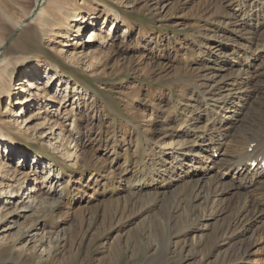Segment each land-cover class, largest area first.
I'll return each mask as SVG.
<instances>
[{
  "label": "rangeland",
  "instance_id": "obj_1",
  "mask_svg": "<svg viewBox=\"0 0 264 264\" xmlns=\"http://www.w3.org/2000/svg\"><path fill=\"white\" fill-rule=\"evenodd\" d=\"M115 14L118 20L113 24ZM87 19L94 20L96 27L78 29ZM250 30L256 41L245 40ZM92 33L94 41L87 42ZM100 37L104 45H100ZM207 43L220 48H210ZM248 47L259 51L261 58L255 63L254 80L249 77L253 81L250 89H243L247 91L237 106H227L212 116V120L220 119L215 129L222 133L230 129H225L226 122L233 126L231 132L239 130L238 119L251 101L264 106L261 94L249 95L252 87L264 85L263 80L257 81L264 72L259 66L264 59V0H0V126L5 124L3 132L7 135L0 145V158L12 165L7 178H0L4 197L0 202V264H108L100 258L109 256L108 246L116 234L128 237L137 231L146 241L150 220L155 219L159 205L135 203L140 198H132L116 212L110 207L117 226L105 231L109 226L104 210L109 200L121 195L113 188L117 186L116 171L113 167L110 174L107 167L116 160L121 174L132 180L135 174L137 185L143 186L144 180L149 184L147 166L152 159L155 164L159 160L152 142L164 146L170 133L166 124H179L181 112L188 117L181 118L186 123L184 129L189 131L191 124L203 126L210 115L208 109L213 107L211 101L206 107L200 97V91L213 84L206 78L216 75L215 80L227 74L229 61L237 59L240 64ZM205 52L211 53L210 60L215 55L227 60L223 69L207 60ZM56 72L48 91L50 96L56 93V98L48 100L42 90L29 91L25 84L26 94L36 96L23 107V116L14 118L15 110L22 107L18 98L26 95L17 90L19 84L29 77L40 83ZM252 72L250 69L249 76ZM242 76L244 81L249 79ZM231 91L235 93L233 88ZM260 126L255 134H262L264 123ZM255 141L258 151L264 149L261 140ZM177 144L171 147L179 149ZM112 145L116 148L110 152ZM222 151L220 147L218 155ZM107 174L108 180L100 186V176ZM228 180L231 182L232 176L222 178ZM86 185L97 190L91 200L82 195ZM33 188L38 191L32 194V210L16 215L30 200ZM65 189L71 190L70 195L58 197ZM141 193L140 197L145 195ZM55 200L60 202L56 206L52 204ZM226 205L233 211L235 204L230 198ZM227 217L217 213L202 220L201 243L184 247L178 255L167 245L166 236L184 225L178 211L165 236L157 231V241L142 244L135 257L125 247L112 264H140L148 258L149 264H161L168 258L177 264H213L208 239ZM29 227L30 237L23 240ZM255 231L254 225L236 242L225 245L221 254L229 252L233 257L216 264H264V241ZM200 251L209 253L206 262L198 261ZM237 252L244 253L246 263L234 262Z\"/></svg>",
  "mask_w": 264,
  "mask_h": 264
},
{
  "label": "bare ground",
  "instance_id": "obj_2",
  "mask_svg": "<svg viewBox=\"0 0 264 264\" xmlns=\"http://www.w3.org/2000/svg\"><path fill=\"white\" fill-rule=\"evenodd\" d=\"M117 20L118 16L115 14V20L113 21V24H115ZM86 21H88V19L83 21L78 29L83 28V26H86V29L92 28L93 26L96 27L94 20L91 19L88 21V23ZM231 33L233 32L231 31ZM247 35V38H245L246 41L253 42L255 40L254 32L252 30L247 32ZM234 37L237 38V36ZM94 38L95 34L92 33L88 37L89 40L87 42L94 41ZM98 40H100V45H104L105 40L103 37H100ZM237 40H235V42H237ZM238 42L236 43L237 45L240 43ZM74 44H67V46L72 47ZM214 44L207 43L206 45L210 48L219 47L218 44L215 46ZM234 51L238 52L235 48ZM260 53H262V51ZM205 54H208L209 57L207 60H210L212 56L210 55L211 53L209 54L208 52H205ZM234 55L238 56L236 54ZM257 55H259V51L257 52L256 49L251 50V47H248V51H246V55L244 53V59L240 60V64H237V59L233 60L232 58V61H229L228 64L230 67L227 69L225 68L227 71L223 70L226 71L227 74L219 75L220 79L215 80L213 79L217 77L216 75H211L206 78L210 79L212 81L211 83L213 84L210 86L208 85V89H206L207 87L205 86L206 90L200 91V97L206 102V107H210L208 104L209 101L213 103V107H210L209 109L207 108L210 115H207L205 124L203 126L191 124L189 131L184 129V125L186 123L181 118L183 116L188 119V117L183 112L179 114L181 115L178 120L180 121L179 124L174 126H169L170 124H166L167 128L170 130V133L166 138L167 141L163 143L164 146L161 144L157 145L155 142H152L154 146L156 145L157 153L159 154V160H157V164H155L156 162L154 163L152 159L150 165L147 166L150 169L148 173L149 184H146L147 180H144L143 186L137 185L135 174H132L134 176L133 180L128 179L127 174H121L122 172L120 171V166H116V160L112 166L107 167V172H111L110 174L113 173L112 168L114 167L116 174L113 173V175L115 177L117 188L115 186L113 188L120 190L117 193L121 195L118 194L119 196H115L114 199L108 201L109 206L107 205L108 208H105L104 210V218H107L106 226H109V228L107 230L104 229L105 231L117 226L116 221L112 220L114 216H112L110 207H112L114 212H116L120 207H126V205L132 201V198H140L139 201H134L137 204L139 202H146L150 203L149 205H151V207H157L159 205V212L158 214H155L154 220H150V235L146 241L142 239L143 235L137 231L135 234L128 237H125V235L122 234H116L115 237L112 238L111 244L108 246L109 256L107 258L105 256L101 257V261H105L108 264L117 262L121 251L124 250L125 247L130 249L131 257H135L138 253L139 247L142 244H150L157 241V231H160L162 236L166 235V228H168L170 223L173 222V215L178 211H181V215L183 217L182 224L184 225L181 226V228L174 234L166 235L168 236L167 245L170 248L172 247L174 251H177L178 255L181 254L184 247L192 248L196 245L198 246L201 243L203 238V230L200 228L201 221L205 218L215 217L217 213L220 215L226 214L229 215V217H227V220L224 224H220L221 229L216 231L214 230L210 236V239H208V242L210 243L209 251L211 250L210 252L213 253L211 255L213 258V264L219 263L226 257L229 259L232 258L233 253L226 252L221 254V250L225 248L224 246L228 245V243H234L240 239V235H243L249 229H252L254 225L256 226L255 232L259 233V236H261L264 241V180H261L264 177V149L258 151L255 144H253L256 143L255 140H261V146L262 142L264 145V130L262 131V134L254 133L256 128L258 129V127L264 123V106L258 107L254 104V101H251L249 108L243 112L242 118L238 119L240 125L236 127L239 128V130L231 132L233 130V126H230L231 124L228 122L224 124L226 125L225 129L230 128L228 131H226L228 134L222 133L215 129L216 125L220 123V119H211L214 114L218 115V113L223 111L227 106H237L239 103L238 101L244 97V92L247 90L243 91V89L249 88L251 86L253 81H251L249 77L252 79L254 78L252 75L254 73L256 74L257 70V65L255 63L259 61V58H261ZM221 57L222 56L215 55L214 59L212 57V60L210 61L212 63H217V65H220L221 69H223V66H225L224 61L227 60H220ZM233 63H236L237 65L232 66ZM259 66L264 70V59L262 60L261 64L259 63ZM196 69L199 70L200 68L197 67ZM250 69H253L251 76H249ZM2 72H5V69H3ZM29 72H31V70H29ZM259 74L262 77H257V81L259 80L261 82V80H263L264 82V72ZM56 75L57 72L52 75H47L44 81H41L40 83L33 81L35 78L29 77L30 79H24L23 82L19 84V88L16 89L19 91L21 90V92H25L26 94L28 88H24V86L27 85L29 87V91L39 92L42 90L43 94L46 93L48 95V91L53 87L49 85L54 81ZM242 75H248L249 79L244 81V77ZM205 76H208V74H205ZM57 80L58 79H56V81ZM260 82H257V84ZM7 83H10V80H8ZM232 88L235 93L231 91ZM258 93L264 98V85L261 84L257 89L255 88L254 90L252 87L249 95L251 97L252 95H256ZM35 94L29 92L23 98L22 96L21 98H18V105H21L22 107L19 110H15L14 118H21L23 116L25 113V109L23 107H28L31 102L34 101V97L36 96ZM54 97L56 98V93L52 96L48 95V100ZM206 111L204 113H206ZM44 112L45 111H39L38 114H43ZM257 113H259V115H257ZM193 119L197 120L198 117ZM209 123L210 125L208 127L207 124ZM4 128L5 124L0 126V145H2L7 140V135H5L3 132ZM213 129H215V133H213ZM137 131L139 132V130ZM163 133H167V131L163 130ZM181 136H184V138L182 139ZM175 140H179V142ZM13 141L15 142L16 140ZM173 143H178L177 146L180 148L173 149L171 147ZM251 144H253V147L250 146ZM243 146H245V148H243ZM220 147H222L223 150L220 155H218L220 157L214 158L213 155L215 153H219ZM115 148L116 147L112 145L109 147V151L113 152ZM4 150H7V148H4ZM193 154L197 155L193 158L186 157ZM11 166L12 165L8 164L7 160H2L0 158V178H7L5 175L9 173ZM215 169L217 171H215ZM108 175L109 174L100 176V186H103L108 180ZM182 176H184V179H182ZM224 176H232L231 182H229V180L227 182L222 181ZM13 177L14 175H12V177L10 176V181H12ZM53 181L54 180L52 179L51 183ZM234 181H236V184H234ZM122 182L125 183L123 187H121ZM84 187L87 189L83 191L82 195H85L86 199L91 200L93 195L97 192L96 188H90L89 185ZM90 189L92 191L91 193L88 192ZM55 190L56 189L51 192H54ZM37 191L38 190L35 188L30 189V200L25 203L24 209L20 212H17L16 215L23 216L21 212H28L32 210L33 203L35 201L32 194H35ZM124 191H127L126 195L123 194ZM141 192H144L145 195L140 197L139 195L143 194ZM233 192L236 193V195H234ZM70 193V189H65L64 193L60 194L58 197L63 195L64 197H68ZM3 198V194L0 192V202L3 200ZM229 198L235 204L233 211L226 209V202ZM59 200L62 201L63 199ZM42 201L45 203L44 199H42ZM59 203L60 202L55 200L52 204L56 206ZM194 203L197 204L194 205ZM229 211L230 214H228ZM74 214L79 216L78 210H75ZM78 221L79 222L77 223H81L82 220L80 219ZM30 231L31 227L24 230L23 240H26L30 237ZM236 233L238 235H235ZM191 235H193L192 238H190ZM177 238H179V240H177ZM263 249L264 245L261 247V250ZM199 254L202 257H200V260L198 261L200 262L202 259L204 262H206L209 253H203L200 251ZM243 261L246 263L244 259V253L237 252V259H235L234 262ZM150 262L151 258H148L144 263L140 264H149ZM128 264L136 263L130 262ZM161 264H177V262L168 258Z\"/></svg>",
  "mask_w": 264,
  "mask_h": 264
},
{
  "label": "water",
  "instance_id": "obj_3",
  "mask_svg": "<svg viewBox=\"0 0 264 264\" xmlns=\"http://www.w3.org/2000/svg\"><path fill=\"white\" fill-rule=\"evenodd\" d=\"M39 1L41 2V0H38V2H39ZM38 5H39V4H38Z\"/></svg>",
  "mask_w": 264,
  "mask_h": 264
}]
</instances>
